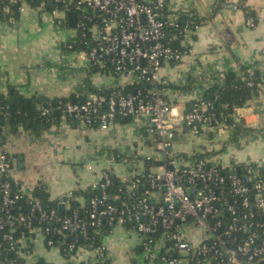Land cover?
<instances>
[{
	"label": "built area",
	"instance_id": "built-area-1",
	"mask_svg": "<svg viewBox=\"0 0 264 264\" xmlns=\"http://www.w3.org/2000/svg\"><path fill=\"white\" fill-rule=\"evenodd\" d=\"M24 1L35 2L33 7L64 27L67 13L75 12L74 32L63 41L66 48L83 54L89 66L135 87L58 100L55 110L99 130L117 118L138 121L142 134L132 157L155 162L157 170L133 168L119 178L124 189L109 196L105 189L112 171L104 169L91 184L99 193L82 205L81 213L70 204L74 190L55 205L25 195L12 182V157L0 150V264H52L41 255L51 248L64 264H107L106 247L95 238L115 225L138 235L148 262L264 264V159L226 165L206 152L184 157L173 147L182 127L191 135H218L231 116L224 105L214 106L216 97L203 98L207 89L187 110L175 113L159 86L161 65L179 61L188 51L181 38L198 28V22L179 24L182 12L167 11V0H9L17 8ZM243 1L221 0V7L242 10L245 25L253 27L256 17L242 9ZM5 7L0 0L3 15ZM244 86L255 83L247 79ZM52 109L47 103L37 116L47 118ZM146 145L151 152L143 154ZM109 159L123 161L122 153L116 151ZM82 252L87 257L77 263Z\"/></svg>",
	"mask_w": 264,
	"mask_h": 264
},
{
	"label": "crops",
	"instance_id": "crops-1",
	"mask_svg": "<svg viewBox=\"0 0 264 264\" xmlns=\"http://www.w3.org/2000/svg\"><path fill=\"white\" fill-rule=\"evenodd\" d=\"M243 5L256 17L253 27L245 25L242 10L225 9L221 0L166 2L167 11L195 14L199 24L181 38V44L188 49L181 59L164 62L159 69V86L173 112L187 110L209 86L222 84L227 73L243 79L245 72H254L259 78L256 87L248 91L246 103L233 108L231 119L218 135L190 134L195 138L188 142L182 139L187 127L181 128L173 147L184 157L206 152L226 165L264 159V0H244ZM40 11L44 10L24 1L20 8L11 10L10 16L0 17V99L12 89L35 107L21 103L24 108L38 114L44 100L70 96L83 99L90 92L128 84L122 77L93 69L77 50L64 49L63 41L74 32L68 23V33L63 38L53 34L50 39L30 38L28 31L38 30L36 20L44 14ZM43 18L55 24L46 13ZM36 117L27 116L16 128L3 125L0 130V150L13 159L12 182L25 195L37 185H44L48 200L57 201L74 190V201L82 206L85 199L76 191H86L106 168L118 178L133 168L157 170L155 162L145 164L143 159L132 157L142 134L134 119L117 118L99 130L84 127L55 109L47 117V126ZM102 147L112 152L105 156ZM142 150L148 152L150 148L146 145ZM116 151L122 153L123 161H110L109 155ZM99 241L106 247L107 264H162L146 261L140 238L123 226L104 231ZM86 257L83 252L77 254V263Z\"/></svg>",
	"mask_w": 264,
	"mask_h": 264
},
{
	"label": "trees",
	"instance_id": "trees-1",
	"mask_svg": "<svg viewBox=\"0 0 264 264\" xmlns=\"http://www.w3.org/2000/svg\"><path fill=\"white\" fill-rule=\"evenodd\" d=\"M36 4L35 2H31L30 5L33 6ZM1 5H5L8 7L7 11L4 12L5 16H10L11 10L16 9V4L9 2V0H1ZM242 9L244 11H248L249 14H252L251 10L245 6L242 5ZM2 16V12L0 11V17ZM198 19L195 14H189L186 12H182L180 16L177 19V22L179 24H182L183 22L189 21V22H196ZM64 49H67L66 46L63 44ZM93 69H96V67H93ZM247 79H251L254 81L255 86L252 88H247L244 86V82ZM259 83L258 76L253 72L251 74H248V72L244 73V78L240 79L236 77L234 74L227 73L225 75V80L222 84L214 83L213 85L209 86L208 89L205 91L203 98L207 100H214V106L219 107L221 105H224L223 110L226 114H231L233 111V108L236 106H243L246 103V100L248 98V91L252 90L256 87V85ZM133 85H125L123 88V92H131L134 90ZM102 92L107 93L108 90H102ZM18 96H16L13 91L11 93L7 92L6 96L2 95L0 99V130L3 125H7L9 129L16 128L18 124L23 122L25 117H36L37 113L35 111L31 112L28 109L24 108L21 103H17L16 99ZM58 100H69V101H78L79 98L77 97H63V98H55L51 100H44L43 105H47V103H51L53 106L56 105ZM191 103L189 104V106ZM189 108V107H188ZM187 108V109H188ZM52 109V110H53ZM37 120L41 121L46 126L50 123V118L45 117H36ZM230 116L227 118V123L230 120ZM38 121V123H39ZM148 163V162H146ZM145 163V164H146ZM110 181L111 183L106 187L105 191L107 195H116L119 194V190L124 189V184L120 181V179L114 174H110ZM14 185V184H13ZM77 194L82 195V197L85 199V204L87 203L88 199L96 195L98 192V188L89 187L86 191H76ZM31 195L33 197L40 198L44 203H47L49 205H55L56 201H50L48 200L47 192L44 188V185H37ZM70 204L72 206H76L78 210L83 213V210L85 209L84 206H81L79 202L71 200ZM84 204V205H85ZM95 242L98 243L99 237L95 238ZM95 243V244H96Z\"/></svg>",
	"mask_w": 264,
	"mask_h": 264
},
{
	"label": "rangeland",
	"instance_id": "rangeland-1",
	"mask_svg": "<svg viewBox=\"0 0 264 264\" xmlns=\"http://www.w3.org/2000/svg\"><path fill=\"white\" fill-rule=\"evenodd\" d=\"M41 13H46L47 15L48 12L47 11H40ZM43 14V15H44ZM43 15H41L42 17L40 18V20H36L37 21V28L38 30H34V29H30L28 31V35L30 38H34L36 40H38L39 38H43L46 37V39H50V37L55 35V37H65L68 33V29H66L63 25H57V24H51L47 18L44 19L43 18ZM50 16V15H49ZM215 137V136H214ZM194 138L193 136H191L190 134L188 133H185L182 137V139H184L185 141H194ZM104 152H105V156L108 155V153L112 152V151H108L110 148H106V147H102ZM208 150H210V145H208ZM107 152V153H106ZM151 151L149 150L148 152H144L143 154H146V153H150ZM183 152V151H182ZM101 163H104L105 160H100ZM13 167V166H12ZM46 255L45 254H41L46 260H50L52 262V264H64L65 263V260L62 259L58 253V251L55 249V248H51V249H48L46 251Z\"/></svg>",
	"mask_w": 264,
	"mask_h": 264
},
{
	"label": "water",
	"instance_id": "water-1",
	"mask_svg": "<svg viewBox=\"0 0 264 264\" xmlns=\"http://www.w3.org/2000/svg\"><path fill=\"white\" fill-rule=\"evenodd\" d=\"M75 18H76L75 12H69V13H67V21H68V25L69 26H74L75 25ZM11 92H12V89H9V93H11ZM39 100L40 99H38V101ZM17 101L19 103H23V105H25V107H29L30 106L32 109H35L33 103L30 104L29 101H23L21 96H18L17 97ZM54 112H56V111H54ZM123 119L126 120L125 117ZM0 140H1V138H0ZM18 159H21V156H18ZM58 208H59V211L60 212H63V210H64L63 209L64 208L63 204L58 205Z\"/></svg>",
	"mask_w": 264,
	"mask_h": 264
}]
</instances>
